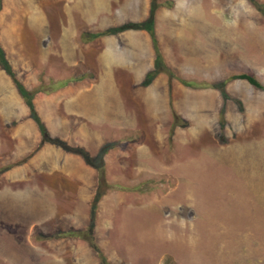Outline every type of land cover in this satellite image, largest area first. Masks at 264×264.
<instances>
[{
	"label": "rangeland",
	"instance_id": "obj_1",
	"mask_svg": "<svg viewBox=\"0 0 264 264\" xmlns=\"http://www.w3.org/2000/svg\"><path fill=\"white\" fill-rule=\"evenodd\" d=\"M1 6L0 264H264V0Z\"/></svg>",
	"mask_w": 264,
	"mask_h": 264
},
{
	"label": "trees",
	"instance_id": "obj_2",
	"mask_svg": "<svg viewBox=\"0 0 264 264\" xmlns=\"http://www.w3.org/2000/svg\"><path fill=\"white\" fill-rule=\"evenodd\" d=\"M2 0H0V11H1V8H2ZM153 20V19H152ZM150 24V23H149ZM139 28H143L145 30H147L151 36V39L153 40V45H154V48H155V52H156V62H157V65L158 63H162V59L163 57L161 56V52H160V47H159V43H158V40H157V36H156V32H155V29L153 27V24L151 25H148V24H140L138 26ZM4 50L2 49L1 45H0V63L1 65L8 70V65L6 64V61H5V57H4ZM162 66V69L159 68L158 71H155L151 74H149L148 76V80L150 82H152V80L157 76V74L159 72H167V73H171L170 70L165 66V65H161ZM246 80L248 83H250L251 85L255 86V87H258V88H264L263 85L261 84V82L253 75L251 74H240V75H234L230 78V81L231 80ZM185 84H187L188 86H197L198 83L197 82H188L187 80L184 81ZM65 82H61L60 83V87H63L65 86ZM59 86V85H58ZM45 85H41L39 87H37L35 90H33L32 92L28 91L25 87H23L21 84L18 83V90H19V93L21 95V97L23 98V101H25V103L27 104V106L29 107V109L31 110V116L37 121L39 120L38 118V115L36 113V110H35V105L33 103V100H34V97L36 94H39V93H47V92H50V90H46L45 89ZM59 88V87H58ZM56 88V89H58ZM221 88L223 89V91L225 92V87L224 85H221ZM174 118H175V125L176 126H180L179 122L181 119V117L174 112ZM41 123V121H39V124ZM41 126V129H42V132H43V136H44V141H46V137H47V131L45 129L44 126H42V124L40 125ZM63 146V145H61ZM65 150L69 151V152H72L73 149H70L68 147H65ZM74 152V151H73ZM34 154V152H32L28 157L24 158L23 160L21 161H18L17 163H14L13 165L9 166V167H5L3 168L0 173L2 172H6L8 170H10L11 168H15V166H19V165H22V164H25L29 158H31V156ZM103 176H101V186H100V189H99V192L97 193V196L94 198L93 200V203H92V206L93 208H96L97 204L99 203V201L102 199V197L105 195V191H104V185L102 186V183L105 182V180L102 178ZM107 186V184H106ZM125 188V187H122L121 185H117L116 188ZM127 189V188H126ZM131 190H140V187H136V188H133ZM69 236H73V237H79V238H84L85 240H88V238L86 237L87 234L85 233H82L81 231H73V232H69L68 233Z\"/></svg>",
	"mask_w": 264,
	"mask_h": 264
},
{
	"label": "crops",
	"instance_id": "obj_3",
	"mask_svg": "<svg viewBox=\"0 0 264 264\" xmlns=\"http://www.w3.org/2000/svg\"><path fill=\"white\" fill-rule=\"evenodd\" d=\"M137 39H141V40H143V42L145 43L144 44V47H146L145 45H146V41H148V39H147V35L145 34V33H143V32H140L138 35H134ZM139 52H140V48L139 47H137L136 48V56H137V58H138V56H139ZM147 59V58H146ZM129 68V67H128ZM131 68V67H130Z\"/></svg>",
	"mask_w": 264,
	"mask_h": 264
}]
</instances>
